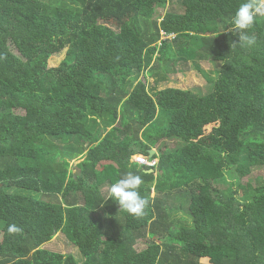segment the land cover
<instances>
[{
    "label": "trees",
    "instance_id": "obj_1",
    "mask_svg": "<svg viewBox=\"0 0 264 264\" xmlns=\"http://www.w3.org/2000/svg\"><path fill=\"white\" fill-rule=\"evenodd\" d=\"M241 2L0 0V264H264V179L228 177L264 169V14L251 48L222 33ZM207 61L206 95L140 77ZM153 149L156 168L133 163ZM129 171L140 217L106 200ZM183 190L193 223L176 228L166 196ZM60 233L80 258L35 263Z\"/></svg>",
    "mask_w": 264,
    "mask_h": 264
},
{
    "label": "rangeland",
    "instance_id": "obj_2",
    "mask_svg": "<svg viewBox=\"0 0 264 264\" xmlns=\"http://www.w3.org/2000/svg\"><path fill=\"white\" fill-rule=\"evenodd\" d=\"M262 3L264 4V0H262ZM168 7L166 6L165 8H160L158 10V15L163 17L166 14ZM67 51L65 50L61 55H56L53 56V58L50 60L49 64L50 67H57L61 64V62L66 58L67 56ZM200 65V66H198ZM200 67V68H198ZM220 69V65L213 63V62H202L199 64L196 63H190L186 72L185 73H179L177 75H172V76H166L163 71L159 70L157 73L159 75L155 76L152 74H148L146 76H142L141 80L144 82H147L149 85L153 84H159L158 88L160 90L166 89V88H179L183 90H192L200 95H206L212 90V84L207 80L206 75L208 74L212 78H216V72ZM146 77V79H145ZM103 111V107H100L97 110V113ZM97 113L94 115V117H98ZM99 121V120H98ZM214 128V125L211 127L206 128V134H211L212 130ZM107 129V128H106ZM108 131V129H107ZM207 141V143H211L212 141L210 138L204 139ZM228 177H231L232 181L236 182V185L239 187L240 185L250 183L253 186H257L258 184L262 183V179H264V169H255L253 174L246 178H238V176L235 174L233 171L232 173H228ZM243 183V184H241ZM201 187L203 186L202 184H199ZM246 186V185H243ZM196 187V185H195ZM217 190H223V188L219 186H216ZM197 189V188H196ZM226 189V188H225ZM217 190H214L215 192ZM214 191H211L214 193ZM197 192H199L197 190ZM23 195H26L24 192L21 193ZM153 196H155V193H152ZM190 196H191V191L189 190H183L181 192H176L169 194L166 196L174 205H176V209L179 211L173 216L176 228L183 227V226H190L193 223L192 218L189 216V207H190ZM184 197V198H181ZM183 205V209L179 210V207ZM146 247L145 243H142L139 245L138 249L143 250ZM40 252L45 253L43 256H41L42 253L39 255L38 252L33 253L32 259L33 261L36 262V259L41 257L45 258V255L50 257L51 259H54L49 253L51 254H57V255H74L75 257L78 256L80 252H78L72 245H70L69 241L65 237L63 233H60L58 236H56L53 241L49 242L44 246V249H41ZM80 256V254H79ZM78 259L80 257H77ZM48 260V259H47ZM46 261V259H45Z\"/></svg>",
    "mask_w": 264,
    "mask_h": 264
},
{
    "label": "clouds",
    "instance_id": "obj_3",
    "mask_svg": "<svg viewBox=\"0 0 264 264\" xmlns=\"http://www.w3.org/2000/svg\"><path fill=\"white\" fill-rule=\"evenodd\" d=\"M261 14H264V9L257 3V0H242L232 16L231 28H227L222 32L231 31L233 35H238V42H232L231 47L238 45L241 48H251L256 45V36L250 34V30L254 26L257 16ZM152 151H154L155 156L157 150H151L150 155ZM150 155H136L132 161L140 166L156 168L158 159H154V156L150 157ZM149 172L151 173L152 170ZM142 184L143 180L140 175L131 171L126 172L115 183L111 184L108 190L109 196L106 200L111 199L117 202L120 209L126 211L129 215L135 217L143 216L149 201L139 191ZM21 230L16 224H10L7 229L10 234L19 233Z\"/></svg>",
    "mask_w": 264,
    "mask_h": 264
},
{
    "label": "water",
    "instance_id": "obj_4",
    "mask_svg": "<svg viewBox=\"0 0 264 264\" xmlns=\"http://www.w3.org/2000/svg\"><path fill=\"white\" fill-rule=\"evenodd\" d=\"M153 156H154V151H152V152H151V155H150V157H153Z\"/></svg>",
    "mask_w": 264,
    "mask_h": 264
},
{
    "label": "built area",
    "instance_id": "obj_5",
    "mask_svg": "<svg viewBox=\"0 0 264 264\" xmlns=\"http://www.w3.org/2000/svg\"><path fill=\"white\" fill-rule=\"evenodd\" d=\"M153 164H154V163H153ZM153 164H152V165H153Z\"/></svg>",
    "mask_w": 264,
    "mask_h": 264
}]
</instances>
